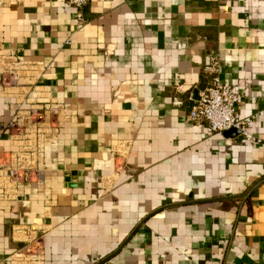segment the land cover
Returning a JSON list of instances; mask_svg holds the SVG:
<instances>
[{"label": "crops", "instance_id": "crops-1", "mask_svg": "<svg viewBox=\"0 0 264 264\" xmlns=\"http://www.w3.org/2000/svg\"><path fill=\"white\" fill-rule=\"evenodd\" d=\"M263 144L264 0H0V264H264Z\"/></svg>", "mask_w": 264, "mask_h": 264}, {"label": "built area", "instance_id": "built-area-1", "mask_svg": "<svg viewBox=\"0 0 264 264\" xmlns=\"http://www.w3.org/2000/svg\"><path fill=\"white\" fill-rule=\"evenodd\" d=\"M67 2L75 9L81 10L90 0H67ZM241 101L242 91L239 85L225 84L219 77H215L211 85L199 93L189 118L194 123L204 125L208 136L222 135L231 129H237L245 139L254 141L250 132L254 123L253 118H243L237 112V105ZM13 126L10 125L11 128ZM11 176L15 177L16 173L11 172Z\"/></svg>", "mask_w": 264, "mask_h": 264}, {"label": "water", "instance_id": "water-1", "mask_svg": "<svg viewBox=\"0 0 264 264\" xmlns=\"http://www.w3.org/2000/svg\"><path fill=\"white\" fill-rule=\"evenodd\" d=\"M240 133L241 132L239 130H237V129H231V130L225 132L224 135H226L227 137H235V136L240 135Z\"/></svg>", "mask_w": 264, "mask_h": 264}]
</instances>
